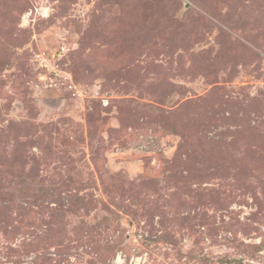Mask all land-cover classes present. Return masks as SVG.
Masks as SVG:
<instances>
[{
  "label": "rangeland",
  "instance_id": "rangeland-1",
  "mask_svg": "<svg viewBox=\"0 0 264 264\" xmlns=\"http://www.w3.org/2000/svg\"><path fill=\"white\" fill-rule=\"evenodd\" d=\"M133 258L264 264V0H0V264Z\"/></svg>",
  "mask_w": 264,
  "mask_h": 264
},
{
  "label": "built area",
  "instance_id": "built-area-1",
  "mask_svg": "<svg viewBox=\"0 0 264 264\" xmlns=\"http://www.w3.org/2000/svg\"><path fill=\"white\" fill-rule=\"evenodd\" d=\"M119 257H120V256H118V258H119ZM134 259H135V258H133V260H132L133 264H134V263H135V261H136V260H134Z\"/></svg>",
  "mask_w": 264,
  "mask_h": 264
}]
</instances>
